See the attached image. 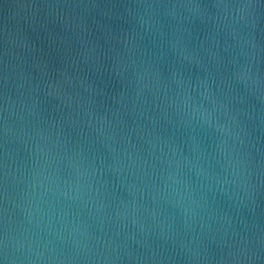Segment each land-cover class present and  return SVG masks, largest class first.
I'll return each mask as SVG.
<instances>
[{
	"label": "water",
	"instance_id": "water-1",
	"mask_svg": "<svg viewBox=\"0 0 264 264\" xmlns=\"http://www.w3.org/2000/svg\"><path fill=\"white\" fill-rule=\"evenodd\" d=\"M0 264H264V0H0Z\"/></svg>",
	"mask_w": 264,
	"mask_h": 264
}]
</instances>
